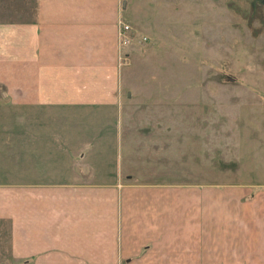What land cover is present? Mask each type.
Returning <instances> with one entry per match:
<instances>
[{
    "label": "crops",
    "instance_id": "obj_1",
    "mask_svg": "<svg viewBox=\"0 0 264 264\" xmlns=\"http://www.w3.org/2000/svg\"><path fill=\"white\" fill-rule=\"evenodd\" d=\"M119 16L120 0H35L33 20L0 23V239L11 263L264 264L262 149L220 154L235 178L185 179L183 149L165 145L178 116L136 113L124 91ZM208 142L196 158L212 170ZM256 153L263 166L248 164Z\"/></svg>",
    "mask_w": 264,
    "mask_h": 264
},
{
    "label": "rangeland",
    "instance_id": "obj_2",
    "mask_svg": "<svg viewBox=\"0 0 264 264\" xmlns=\"http://www.w3.org/2000/svg\"><path fill=\"white\" fill-rule=\"evenodd\" d=\"M122 3L119 20L129 28L121 25L117 67L132 109L142 114L165 107L169 119L178 116L177 122H167L165 145L183 149L185 179L235 178V164L220 163L221 153L234 146L264 153V0ZM34 15L35 0H0L2 24L30 21ZM159 99L166 105L158 106ZM144 136L141 131L137 137L141 148ZM211 140L212 170L196 158ZM260 153L248 164L263 166ZM5 242L0 239V264H14Z\"/></svg>",
    "mask_w": 264,
    "mask_h": 264
},
{
    "label": "built area",
    "instance_id": "obj_3",
    "mask_svg": "<svg viewBox=\"0 0 264 264\" xmlns=\"http://www.w3.org/2000/svg\"><path fill=\"white\" fill-rule=\"evenodd\" d=\"M121 25L123 26V30H127L129 28L128 25H126V24L122 23L120 20H118V28H119L118 35H119V37L122 34V32H121Z\"/></svg>",
    "mask_w": 264,
    "mask_h": 264
},
{
    "label": "water",
    "instance_id": "obj_4",
    "mask_svg": "<svg viewBox=\"0 0 264 264\" xmlns=\"http://www.w3.org/2000/svg\"><path fill=\"white\" fill-rule=\"evenodd\" d=\"M122 6L125 7V0H123ZM129 94V93H128Z\"/></svg>",
    "mask_w": 264,
    "mask_h": 264
}]
</instances>
